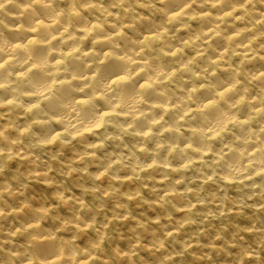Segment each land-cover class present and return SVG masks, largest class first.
I'll list each match as a JSON object with an SVG mask.
<instances>
[{
  "label": "clouds",
  "instance_id": "1",
  "mask_svg": "<svg viewBox=\"0 0 264 264\" xmlns=\"http://www.w3.org/2000/svg\"><path fill=\"white\" fill-rule=\"evenodd\" d=\"M0 264H264V0H0Z\"/></svg>",
  "mask_w": 264,
  "mask_h": 264
}]
</instances>
